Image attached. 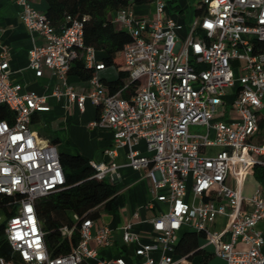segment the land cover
<instances>
[{
    "label": "built area",
    "instance_id": "built-area-1",
    "mask_svg": "<svg viewBox=\"0 0 264 264\" xmlns=\"http://www.w3.org/2000/svg\"><path fill=\"white\" fill-rule=\"evenodd\" d=\"M16 1L30 33L42 39L29 49L28 68L37 77L50 69L64 86L54 94L65 95L80 111L89 100L98 113L88 127L113 133L104 151L109 160L90 161L93 177L113 178L117 150L126 147L127 165L147 170L155 199L167 208L152 219L153 240L139 243L131 259L100 256L97 248L109 246L112 232L107 226L93 229L95 220L88 217L81 221L75 243V224L59 228L69 250L52 255L35 201L62 189L65 175L57 147L32 129L33 114L49 106L45 96L23 92L22 85L10 79V51L2 45L0 105L14 117L11 122L0 120V195L9 197L0 203V225L19 262L0 256V264H175L173 252L182 227L203 232L205 245L226 264H264V232L256 227L264 220V185L255 186L250 197L241 188L256 165L264 166V142L253 140L264 97V50L255 47L264 42V0H196L200 13L183 39L178 37L183 26L168 12L167 0H147L153 5L149 15H137L132 7L115 12L112 23L130 36L122 49V69L137 83L127 98L121 91L128 83L111 94L100 81L98 71L105 66L96 59L95 49L84 44L83 20L67 16L68 25L55 27L31 0ZM81 56L85 66L96 71L88 90L76 93L65 77ZM236 81L232 106L238 119H214ZM190 126L203 130L191 133ZM141 140L149 155L135 148ZM211 146L219 150L204 153ZM217 215H226L228 222L212 230ZM72 220L78 216L72 214ZM122 239L138 242L139 236L127 224ZM155 251L157 258L152 256Z\"/></svg>",
    "mask_w": 264,
    "mask_h": 264
},
{
    "label": "crops",
    "instance_id": "crops-1",
    "mask_svg": "<svg viewBox=\"0 0 264 264\" xmlns=\"http://www.w3.org/2000/svg\"><path fill=\"white\" fill-rule=\"evenodd\" d=\"M30 4L35 9L44 12L45 4L42 0H31ZM175 4L179 6V10H174L176 14L173 15L168 4L167 9L171 16L183 26L178 31V37L183 39L190 24L186 25L188 17L184 15L186 8L185 1L175 0ZM148 8V11H145L141 15H149L153 9V5L150 3V7ZM196 10H199L197 5L191 11L193 16L196 15ZM21 12L22 6L16 0H0V50L2 45H6L9 48L10 79L20 83L23 92L32 91L46 97L49 110L37 112L33 115L34 122H32V129L43 140L50 142L52 139H56L54 145L57 147L59 153H69L71 151L72 153L70 154H82L90 161H108V156L104 151L112 144V131L107 128L88 127V123L97 117V107L89 100H86L84 111H80L77 104L69 102L65 95L57 96L54 94L55 88L58 87L60 90H63L64 86L62 80L50 69L44 68L42 75L37 77L34 71L28 68L29 49L33 45L41 44L42 39L38 35L30 33L21 18ZM114 14L111 13V17ZM101 54V51L97 52L95 50V56L98 61ZM119 69L115 66H105V68L98 71V75L101 78L112 80L117 77ZM65 81L73 87L76 93L86 92L89 88V79L82 80L76 75L67 74ZM238 86V81H236L232 88L227 89L224 102L217 107L214 119L228 122L238 119V113L232 106ZM257 114L259 128L253 140L256 143H261L264 142V97H262V105ZM135 148L142 155L150 154L147 152L146 145L142 140L135 145ZM126 150V147L118 148V154L115 158L118 165L116 175L112 178L110 174H107L105 177L117 189L118 207L110 211H102L93 226V229H96L98 226H107L111 229L109 246L97 248L98 254L107 258L115 255L126 259L133 258L134 249L139 243H148L153 240L155 233L153 231L152 219L160 211H165L167 208L165 203L155 199L153 181L147 175V170L133 169L127 165ZM218 150L217 146H211L206 148L204 153L213 155ZM256 166L264 167L262 165ZM249 176L254 180V187L264 185V181L257 180L254 177V172ZM229 184L233 187L235 186L233 179H230ZM241 188L243 190V184ZM227 222L228 217L226 215H217L211 228L212 230H221ZM127 224H130L132 232L138 234V242L126 243L123 241V227ZM256 227L264 232V220L259 221ZM189 230L192 229L182 227L175 247L181 236ZM200 248L210 253L213 252L212 249L209 250L208 246L205 245V240L200 245ZM262 252H264V248H262ZM152 256L155 258L159 257L158 251L153 252ZM173 257L175 264H197L202 255L196 254L192 258H188V255H180L173 252ZM206 264L226 263L223 259L213 256Z\"/></svg>",
    "mask_w": 264,
    "mask_h": 264
},
{
    "label": "trees",
    "instance_id": "trees-1",
    "mask_svg": "<svg viewBox=\"0 0 264 264\" xmlns=\"http://www.w3.org/2000/svg\"><path fill=\"white\" fill-rule=\"evenodd\" d=\"M45 4L44 13L55 27L68 25L67 16L83 20V41L87 46H92L97 52L101 51L99 62L103 66H115L120 68L115 79L101 78L107 91L111 94L128 83L126 89H122L121 96L129 97L137 88L136 82H130L128 73L122 69L123 46L130 41L129 34L117 27L111 21V13L127 9L133 5H140L147 0H42ZM171 9L179 10L175 0H167ZM196 15L200 10L195 11ZM258 50H264V42H256ZM94 68H87L81 57L75 59L68 71L69 75H76L82 80H88L94 73ZM35 114V113H34ZM33 114V115H34ZM13 112L6 106L0 105V120H13ZM34 122V116H32ZM50 143H56L52 139ZM60 162L64 170L65 185L62 189L48 193L35 201L36 215L44 233L45 243L52 255L65 254L69 250L68 241L60 235L59 228L75 224L73 242L78 239L77 229L85 218L97 220L102 211H110L118 207L117 189L107 179H96L90 160L82 154L59 153ZM254 177L264 181V167L256 166ZM9 197L0 195V203L7 202ZM72 214L78 216V220H72ZM203 232L196 230L186 231L179 239L175 254L194 255L202 257L197 264H206L213 256L210 252L200 248L204 243ZM191 253V254H190ZM0 256L18 263V256L12 252L10 245L2 233L0 225Z\"/></svg>",
    "mask_w": 264,
    "mask_h": 264
},
{
    "label": "rangeland",
    "instance_id": "rangeland-1",
    "mask_svg": "<svg viewBox=\"0 0 264 264\" xmlns=\"http://www.w3.org/2000/svg\"><path fill=\"white\" fill-rule=\"evenodd\" d=\"M178 1H182V2L185 1L186 8L184 10V15H186L188 17V20L186 22V25H188L194 19V16H193V14H191V11L193 8L196 7L197 2H196V0H178ZM147 4H148V2L142 3L140 5H133L132 7H133V9H135L134 11L137 15H141L142 13H145V11H148V9H149L148 7H150V3L148 5ZM136 6H139V7H136ZM171 11H172L173 15L176 14L174 9H171ZM202 130H203V128L200 126H190V128H189V131L191 133L202 132ZM69 153H72V152L70 151ZM253 188H254V180L251 176L248 175L243 182L244 195L246 197H250L253 193ZM208 248H209V250L212 249V251H213L212 246H208Z\"/></svg>",
    "mask_w": 264,
    "mask_h": 264
},
{
    "label": "clouds",
    "instance_id": "clouds-1",
    "mask_svg": "<svg viewBox=\"0 0 264 264\" xmlns=\"http://www.w3.org/2000/svg\"><path fill=\"white\" fill-rule=\"evenodd\" d=\"M19 235V234H18ZM40 258H42V257H40Z\"/></svg>",
    "mask_w": 264,
    "mask_h": 264
}]
</instances>
